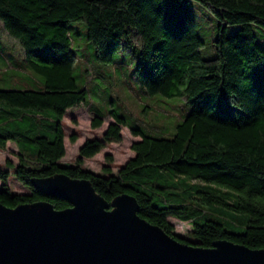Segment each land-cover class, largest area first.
<instances>
[{
  "label": "trees",
  "instance_id": "16d2710c",
  "mask_svg": "<svg viewBox=\"0 0 264 264\" xmlns=\"http://www.w3.org/2000/svg\"><path fill=\"white\" fill-rule=\"evenodd\" d=\"M190 1L0 0V25L18 40L28 67L44 78L40 88H0V148L15 142L18 163H6L28 189L11 192V173L0 168V203L15 207L41 200L57 210L68 207V201L40 193L31 181L61 173L88 180L107 203L121 192L136 197L137 214L174 237L168 217L189 221L194 245L211 247L212 239H227L264 248V46L252 28H264V0H195L220 19L211 58L201 55ZM80 20L98 62L110 61L128 45L136 77L148 93L184 96L188 104L171 137L130 127L139 137L131 144L134 155L115 173L110 153L104 154L101 174L84 169L82 162L121 140L120 116L100 138L80 145L74 164L60 162L62 118L86 104L87 90L76 86L72 74L76 55L68 30L70 22ZM228 24L240 27L227 36ZM99 115L95 110L92 128L102 124ZM69 140L74 142L75 134ZM205 188H221L234 198ZM212 203L247 213L244 225L227 229L220 216L202 208Z\"/></svg>",
  "mask_w": 264,
  "mask_h": 264
},
{
  "label": "rangeland",
  "instance_id": "374dc122",
  "mask_svg": "<svg viewBox=\"0 0 264 264\" xmlns=\"http://www.w3.org/2000/svg\"><path fill=\"white\" fill-rule=\"evenodd\" d=\"M189 7L195 24V33L202 40L201 55L203 58H211L215 53L213 39L220 19L209 8L195 0L190 1ZM69 25L71 48L76 55L72 74L76 86L85 88L87 95L86 104L68 109L62 118L66 151L60 162L74 164L80 145L86 139L100 138L108 123L114 120V116H120L124 120L120 130L121 140L107 143L94 156L83 158L82 162L84 169L101 174V168L106 163L104 154L110 153L113 157L110 167L112 173H115L134 155L131 144L138 140V136L131 134L130 127H138L145 134L154 137H171L176 124L185 115L188 104L184 96L148 93L136 77V58L128 45L123 44L113 52L110 61L98 62L95 59L94 47L86 37L85 22L74 21ZM239 27V24H228L225 34L233 35ZM252 28L256 41L264 46V28L255 24ZM39 84H44L43 75L28 67L18 40L10 36L0 25V88L35 89L40 88ZM90 107L102 117V124L97 128L90 125L94 117ZM71 134L76 136L74 142L69 140ZM7 161L12 165L18 163L15 142L7 141L5 147L0 148V168L11 173L14 168L9 167ZM7 184L13 193L28 192L12 173L7 179ZM205 189L221 195L226 200L234 198L232 193L221 194V188ZM202 208L220 216L224 226L229 230L242 227L247 218V213L236 212L221 203L202 204ZM168 220L172 223L173 232L177 236L189 243L197 241L190 235L192 227L189 221L174 216H169Z\"/></svg>",
  "mask_w": 264,
  "mask_h": 264
},
{
  "label": "water",
  "instance_id": "95a60500",
  "mask_svg": "<svg viewBox=\"0 0 264 264\" xmlns=\"http://www.w3.org/2000/svg\"><path fill=\"white\" fill-rule=\"evenodd\" d=\"M31 181L70 206L0 203V264H264V248L227 239L202 247L169 235L137 214L130 194L107 203L83 178L56 173Z\"/></svg>",
  "mask_w": 264,
  "mask_h": 264
},
{
  "label": "crops",
  "instance_id": "0c3cea01",
  "mask_svg": "<svg viewBox=\"0 0 264 264\" xmlns=\"http://www.w3.org/2000/svg\"><path fill=\"white\" fill-rule=\"evenodd\" d=\"M89 109H90V110L94 113V115H95V110H93L92 107H90ZM138 139H139V137H138ZM65 151H66V150H65Z\"/></svg>",
  "mask_w": 264,
  "mask_h": 264
}]
</instances>
